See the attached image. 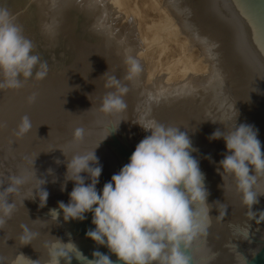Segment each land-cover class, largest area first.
Masks as SVG:
<instances>
[{"label": "water", "instance_id": "95a60500", "mask_svg": "<svg viewBox=\"0 0 264 264\" xmlns=\"http://www.w3.org/2000/svg\"><path fill=\"white\" fill-rule=\"evenodd\" d=\"M0 7L15 16L34 54L49 67L43 80L0 90V191L11 176L29 169L46 180L41 187L49 193L41 207L35 190L32 198L38 185L33 179L8 197L15 209L0 228V264H87L94 251L122 264L86 236L95 227L91 213L83 221H65L58 202L68 203L74 186L68 181L61 191L66 156L94 149L110 124L119 125L96 149L99 191L150 134L134 123L145 113L180 127L198 149L192 155L205 177L210 211L207 234L193 242L194 264H264V221L242 204L232 177L223 181L216 170L227 151L224 140L208 139L234 125L238 114L237 123L259 129L264 151V0H51V6L45 0H0ZM45 23L51 33L43 30ZM126 49L142 65L133 82L123 80ZM109 75L129 87L120 114L100 111L111 90L105 88ZM33 92L36 100L28 103ZM148 92L163 95L149 102ZM25 115L31 129L17 136ZM77 128L83 129L79 141ZM258 199L257 217L264 195ZM198 210L203 214L204 206ZM22 225L36 234L27 243L20 240Z\"/></svg>", "mask_w": 264, "mask_h": 264}, {"label": "clouds", "instance_id": "9594fccd", "mask_svg": "<svg viewBox=\"0 0 264 264\" xmlns=\"http://www.w3.org/2000/svg\"><path fill=\"white\" fill-rule=\"evenodd\" d=\"M52 2L54 5L55 0ZM42 28L45 33L52 31L48 23ZM33 48V42L23 34L15 16L0 7V90L19 89L24 81L47 77L48 64L34 54ZM124 64L126 74L123 80L135 81L142 73L140 59L126 49ZM105 88L111 90L102 97L100 111L109 115L123 113L127 108L124 101L129 91L127 84L109 75ZM162 95L163 92L155 95L148 92L147 98L149 102H158ZM36 97L37 93H31L27 97L28 103L35 102ZM237 117L238 114L230 128L220 121L223 130L216 129L208 139L224 140L227 151L216 170L223 181L225 175L232 177L242 204L255 220L261 222L264 221V211H260L258 217L253 211V205L258 204V198L264 195L260 191V180L264 178V151L258 138L259 129L252 124L237 123ZM134 123L150 134L135 146L129 162L99 191L97 184L102 165L96 149L119 125L110 124L108 135L90 151L70 157L63 152L67 163L61 191L66 190L68 181H73L74 186L68 193V203L58 202L59 209L65 221H83L85 214L91 213V224L95 227L87 230L86 236L98 245L106 246L122 264H194L193 242L207 234L210 211L205 177L199 161L192 155L198 149L193 147L188 133L181 131L180 127L160 123L147 113ZM30 129L29 117L22 116L16 135L23 136ZM73 135L74 140L83 139V129H75ZM205 158L211 160V157ZM52 171L48 169L49 174ZM33 179L38 185L32 189V198L35 190L40 206L46 204L49 193L41 187L46 180L38 178L36 171L25 169L19 175L11 176L8 186L0 191V228L15 209V203L9 202L8 197L18 193L21 186ZM198 206H204L203 214ZM21 227L20 240L31 241L36 234L26 225ZM92 256L93 259L86 258L87 264H115L108 254L100 251H94Z\"/></svg>", "mask_w": 264, "mask_h": 264}, {"label": "rangeland", "instance_id": "374dc122", "mask_svg": "<svg viewBox=\"0 0 264 264\" xmlns=\"http://www.w3.org/2000/svg\"><path fill=\"white\" fill-rule=\"evenodd\" d=\"M38 1H44V0H38ZM45 6H51V0H45Z\"/></svg>", "mask_w": 264, "mask_h": 264}]
</instances>
